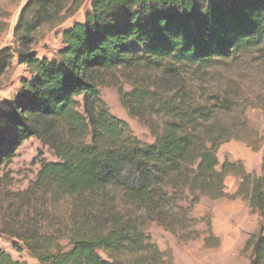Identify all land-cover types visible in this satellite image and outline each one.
Masks as SVG:
<instances>
[{"label": "trees", "instance_id": "16d2710c", "mask_svg": "<svg viewBox=\"0 0 264 264\" xmlns=\"http://www.w3.org/2000/svg\"><path fill=\"white\" fill-rule=\"evenodd\" d=\"M57 2L27 0L15 28L21 46L57 14ZM8 55L0 51V77ZM255 55L264 57V0H90L54 60L20 52L29 77L0 107V169L24 141H40L56 161L40 163L34 187L75 207L66 246L32 232L20 239L27 251L39 264H172L148 226L174 233L193 222L200 198L226 197L224 181L234 175L231 198L261 220L246 243L250 264H264V156L259 176L217 159L222 144L247 140L244 99L231 85L206 93L180 82ZM117 70L137 72L132 90H119L120 103L148 117L150 145L100 97L102 76ZM208 232L204 244L212 246ZM0 264L25 263L0 250Z\"/></svg>", "mask_w": 264, "mask_h": 264}, {"label": "rangeland", "instance_id": "374dc122", "mask_svg": "<svg viewBox=\"0 0 264 264\" xmlns=\"http://www.w3.org/2000/svg\"><path fill=\"white\" fill-rule=\"evenodd\" d=\"M89 2L58 0L56 16L33 31L29 36L31 42L23 47L15 28L27 0H0V51L9 53L6 56L9 64L0 77V107L16 94L19 81L29 77L20 64L19 53L26 50L38 59L54 60L62 47V33L83 22L89 12ZM136 74L121 70L106 73L98 91L109 112L125 122L137 140L150 145L154 138L146 122L148 117L131 116L120 103L119 90L130 92L134 77L138 80ZM182 81L194 89H205L206 93L220 92L230 85L238 89L237 95L244 99L239 105L246 107L244 137L247 140L233 139L222 144L217 159L220 165L225 160L240 162L247 173L259 176L264 156V57L244 58L227 68H217L201 79L182 76ZM42 161L55 162L56 158L52 151L32 138L24 141L0 169V250L25 264L39 263L20 239L36 232L53 235L60 245L66 246L74 219L75 207L70 198H58L50 190L34 187ZM224 185L226 197L215 201L201 197L190 213L194 221L184 222L185 226L178 227L180 229L174 233L155 223L148 226L146 232L164 253L165 260L172 264H250L251 251L246 243L259 232L261 220L258 214L250 212L245 200L231 198L239 185L236 176H227ZM209 230L216 240L211 241L212 246H205Z\"/></svg>", "mask_w": 264, "mask_h": 264}]
</instances>
